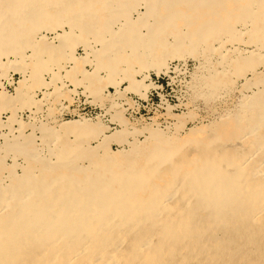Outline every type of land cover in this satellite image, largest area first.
Returning a JSON list of instances; mask_svg holds the SVG:
<instances>
[{
    "label": "bare ground",
    "instance_id": "obj_1",
    "mask_svg": "<svg viewBox=\"0 0 264 264\" xmlns=\"http://www.w3.org/2000/svg\"><path fill=\"white\" fill-rule=\"evenodd\" d=\"M139 1L142 11L133 19L129 0H0V65L24 79L14 95L0 84V110L13 107L29 90V78L51 72L64 54L65 69L78 72L73 63L82 59L93 71L80 69L84 79L67 86L63 80L61 87L84 95L75 84L87 80V95L101 103L102 91L89 89L105 72L115 88L106 95V112L118 110L110 121L119 125L108 135L101 119L63 121L54 105L72 99L50 94L42 117L38 103L20 100L34 120L26 140L21 116L1 134L0 111V264H264V0ZM106 10L110 16L98 28L95 18ZM41 21L51 37L35 32ZM26 24L35 28L26 32ZM245 33L252 35L248 50L237 43ZM78 43L87 57L73 55ZM186 58L200 64L193 93L207 104L243 79L233 111L182 136L124 118L126 93L142 99L156 87L143 69L158 75L168 62ZM129 59L141 66L131 71L142 80L128 71Z\"/></svg>",
    "mask_w": 264,
    "mask_h": 264
},
{
    "label": "rangeland",
    "instance_id": "obj_2",
    "mask_svg": "<svg viewBox=\"0 0 264 264\" xmlns=\"http://www.w3.org/2000/svg\"><path fill=\"white\" fill-rule=\"evenodd\" d=\"M84 1H87V0H84ZM129 1L133 2V4H132V7H133L132 16L133 17L132 18L135 19L137 17V11L138 10L142 11V9L140 7L141 3H140L139 0H129ZM236 1L237 0H226V3H229L230 5L231 4L234 5ZM240 3H241V5H246L247 3H249V0H240ZM235 12H237V11H235ZM110 13L111 12H109L107 10L106 11H101V12L98 13L97 18H95L96 20H100V22L96 24V26L98 28H102L101 26H102V23H103L104 19L106 17L110 16ZM63 24L64 23H62V24L60 23V26L63 25ZM45 26H47V22H45V21L42 22L41 21L39 26H37L38 28L37 27L35 28V26H33L31 24H26L25 30L27 32L28 29L33 30V28H35V32L41 31V33H45L46 35L51 37L52 35H50L49 32L45 31ZM58 29H59L58 30L59 32H63L64 31L63 29H66V28L65 27L63 28L61 26ZM29 38H30V40H33L34 39L33 34H31L29 36ZM238 39H240V37ZM251 39H252L251 33H245L244 35H242V40L237 42V43L238 44L240 43L239 46L241 48H244V49L248 50V48L251 49V46L249 44L250 42H252ZM92 44L93 43H91V45ZM126 44H124V46L127 47L128 44L127 45ZM93 45H95V44H93ZM74 46L76 48L74 47V49H73V55L76 58L87 57L86 52H85L84 47L82 46V44L78 43L77 45H74ZM19 47L21 49H23L22 45H20ZM127 50H128V47H127ZM63 51L67 52L66 49L63 50ZM82 51H84V53H82ZM25 55L30 57L31 55L33 56V53H32L31 50L27 49L26 52H25ZM59 56H61V55L59 54L57 59H59ZM65 58H66V56H64V54H63V57H61V60L60 59L58 60L60 62V64H57V63L54 64L53 63V65H51V67H52L51 72H48V73L46 72V73L40 75L37 78L31 77V78H29V82L25 83V84H27V86L30 87L29 90H28L29 92L26 90L24 92V96H22V98L20 100L25 102V100L27 98L30 101V103H38L37 105L42 111V112L40 111V113H42V114H37L40 117H42V115L44 116V115L47 114V110L49 108L48 106H50V105L47 104L46 99H47V97H48V99H50L49 96L54 95V94L55 95L56 94H61L64 97H66V95L69 94L67 96V98L70 96L69 99H72V101L67 100L69 103L62 104V102L60 100L61 105H62V109L63 108L66 109V108L69 107L67 110H69L71 113H73V114L78 116V117H63L62 115H60L61 111L58 109L59 106L57 107V104H56V105H54L55 111L53 113L55 117H60L63 121L64 120L65 121H68V120L71 121V120H75L76 118H79L80 116H84V115H81L79 113V111L77 112V110H73V108L71 107L73 105L74 101H75V94H77L78 91L74 92V89H73V92H71L72 89H68V88L64 90V88L61 87L62 85H60V82H62L64 80L65 83H66V86H67V84L71 85L68 82L69 79L72 82L75 79L78 81L79 76L81 77V75H82V74H80L81 70L82 71H86V72L87 71L90 72V71H93V66H91L89 64H84L82 62V59H81L79 61H76V63H73V66L76 64V66L79 69L78 72L77 71L74 72L73 69H71V70L69 68L65 69V68H67L69 66V64H67ZM142 58L145 59L144 62L147 61L146 58L148 59V57H146V56H143ZM142 61L143 60H141V62ZM132 62L134 63L135 66L132 65V66H130V68H127L128 71H131V70L139 71V69H141V66L140 65L138 66L135 61H130V59H129L128 64L130 65V63H132ZM30 64H31L30 69L31 68L34 69V65L31 62H30ZM77 64H79V65H77ZM138 64H141V63H138ZM198 64L199 63L196 60H193L191 58H186L185 61H179V60L170 61L167 64L168 65V70L164 69L165 71L163 70L162 73L158 74V75L156 74L155 71H152V70L148 69V72H147V68L143 69V72H145L143 74L148 73V75L150 76L149 80L151 81V83L157 81V77H159V76H161V78H159L160 82H163V79H162L163 75L167 74V76L164 79L166 88L163 91V96L165 97V100L163 101V104H161L159 101H156L154 105H149L147 107V109H146V112H145L146 115L139 116L135 112L132 113V112L126 111V105L127 104H129V105L131 104V102H127V100H129V99L126 96L125 97V103H127L126 105H125V103H123V100L119 101V102L123 103L122 104V108H124V109H122V110H124L123 111L124 118H126L128 120H131V121H136V120L142 121L148 126H152L153 125L152 126L153 128H158L159 127L161 130H164V131H168V130L171 129L170 130L171 132L175 133L178 136H182L184 133H186L188 131L200 129L203 126L208 127L218 118V116L220 114H223L226 111H233L235 109L237 103H238V100L240 98L239 96H241L239 89H240V87L242 86V84L244 82L243 79H240V80H237L236 82H234V84L236 86L233 85V89H232L231 94L229 93L225 97L222 95L221 98H218L216 100H211L207 104L202 99H196V96H194V93H193L194 92L193 88H194V85H195L194 84L195 83L194 75L197 74L198 67L200 65V64L199 65ZM62 65L64 67V71H56V69L62 67ZM0 67H1V70H0V84H2L3 87H5V84H4L3 81H6V82L13 81L12 85H14V90L9 91L8 88H6V87H5V89H6V92L9 95L10 94L14 95L15 92H17V89H16L17 84L19 86L20 85L24 86V79H23V77H22V75L20 73L14 72V70L11 68L12 66L4 65V64L2 65L1 64ZM138 67H140V68H138ZM120 68H122V67H120ZM135 68H137L138 70H136ZM257 69H258V71H260V70H262V67L258 66ZM169 71H171V72H169ZM64 72H66L65 74H67L70 78H68L67 75H64ZM130 73L132 74V76H134L133 78L135 79L136 82L140 81V79L142 80V78H143V74H135L132 71ZM14 74L15 75H19L20 78L18 76H16L15 77V81H14L13 80V75ZM250 74L251 73H249L248 76H250ZM106 75L107 74L105 72H102L101 74L98 75V77H95L94 81L98 80V82H96L93 85V87L90 86V89H89L90 90L89 93L92 90H95V89H98L99 91H102L103 99L101 100V103L105 104V108H104L105 112L108 111L107 109H109L111 107V102L106 96V94H107L106 91H107L108 88L115 89L113 86L109 85V83H108L109 81H108V79H106ZM47 77H50V81H51V79L56 80L55 81V85L56 86L55 85H49L47 87L42 86L43 85V84L41 85L42 81H43L44 84H47V82L49 80V79H47ZM92 77H94V75ZM81 78L84 79L85 77L83 76ZM99 78L101 79V81L99 80ZM115 78H117V80H118L120 78V76H116ZM7 80H10V81H7ZM87 82L88 81L86 80V84H85V82H83V83L75 84V85L79 87L77 89V90H79V92L81 91V92H83V94L85 96L91 97L90 95H87V93H88V91H87L88 90L87 89ZM90 82H91V80H90ZM89 85H90V83H89ZM155 85H156V87H153L152 89L157 88V84H155ZM59 86L61 87V89L59 88ZM127 87H128V83L124 82L120 86V89L123 90V92H121V93H125L126 91H124V90ZM15 89H16V91H15ZM43 89H47V90L50 89V93L48 91L46 93ZM62 89L64 90L63 92H62ZM152 89H150V90H152ZM22 90H24V89H22ZM68 90H70V91H68ZM150 90L148 91V95H149ZM43 91H44V97L43 98H41V97L38 98V93L39 92H43ZM132 92H133V94L139 96V93L136 94L137 92H135V91H129L128 93H126V95L129 94V93H132ZM246 92H248V91H246ZM31 93H32V95H31ZM112 93H113V90L111 91L110 94H107V95L110 96ZM139 97L141 99V96H139ZM91 98H93V97H91ZM95 99L97 100L98 97H95ZM107 99H108V102L106 103ZM142 99H146V98H142ZM20 100L17 103L15 102L13 107L8 108L6 106H2V107H4V110H0L2 112L1 119L3 120L4 126L6 128H4V130L2 131L1 134H3V132H4L5 135L8 134L9 131H10L8 126L11 127V124L13 125L12 127L15 128L17 126L16 125L17 122H15L14 120L17 121V119H19V116H21L22 120L25 121L26 124L28 125V126L26 125V129L24 130L25 131L24 137H26V140H28V138H32V136H33V130L31 129V126H32L31 124L33 123L34 120L28 119L29 116L27 118L25 117V112L26 111L30 112L29 111V107L21 108V105L23 107V103H20ZM60 102L58 103L59 105H60ZM93 103H97V104H99L101 106V103H99V102H95L94 101ZM166 103L169 104V105H165ZM67 104H68V107H67ZM69 104H71V105H69ZM170 106H172V109H171L172 112H168L169 111L168 108ZM12 108H14V109H12ZM65 109H63V110H65ZM73 111H75V112H73ZM116 111H118V110L115 109L113 111H110V115H109V113L106 112L108 115H106L105 117H104L105 112H103L104 114L102 113L103 115L102 114H98V115H96L94 117H88V116H86V117L88 119L94 121V122H96L97 120L101 119V121L104 122V125L109 130L108 131V135H111V134L117 132V130L119 129V125L117 123L110 121L111 115H113ZM22 113H23V115H22ZM5 114H6V118H4ZM58 114L60 116H57ZM169 114H171V115H169ZM174 115H177L176 118H175ZM38 116H36V117H38ZM178 116L180 117L179 119H178ZM40 117H38V118H40ZM181 119H182L183 123L181 121L179 122V120H181ZM178 124H180V126H178ZM29 125H31V126H29ZM177 126L180 127V128L177 129L178 128ZM143 137L145 138V135H139L138 136V138L141 139V140H144ZM91 138H93V137L89 136V139H90L89 140L88 136H87L84 139H88L90 145L94 146L96 144V139L94 140V139H91ZM75 140H76L75 138L72 139L71 137L69 139L70 142H73ZM112 143L110 144L111 150L117 151L120 148L119 144L117 142H112ZM9 154H8L9 156L6 155V159L8 157L10 159L9 158L7 160L5 159V163H7L8 166L13 165V163H11V162H13V156H12L11 153H9ZM22 159H23L22 157H20V159L18 157L17 158V162L22 163V161H23ZM17 172L20 173L21 169L18 168ZM5 175H7V174H5Z\"/></svg>",
    "mask_w": 264,
    "mask_h": 264
},
{
    "label": "built area",
    "instance_id": "obj_3",
    "mask_svg": "<svg viewBox=\"0 0 264 264\" xmlns=\"http://www.w3.org/2000/svg\"><path fill=\"white\" fill-rule=\"evenodd\" d=\"M84 53V51H82ZM171 72V71H169ZM19 75H13V80L15 81V77ZM167 76V74L163 75V82H160L159 78L161 76L157 77V81L154 83L157 84V88L150 90L149 95L146 99H140L139 96L129 93L127 94V98L129 99L128 102H131V105H126V111L128 112H135L139 116L146 115V109L149 105H154L156 101H159L161 104H163V101L165 100V97L163 96V91L166 88L165 87V82L164 79ZM47 79L50 80V77H47ZM153 80V79H152ZM5 84V87L8 88L9 91L14 90V85H10L8 82L3 81ZM159 84V85H158ZM45 92H50V89H43ZM113 90V93L115 92V89L113 88H108L107 89V94H110L111 91ZM106 94V95H107ZM162 94V95H161ZM44 97L43 92L38 93V98ZM94 100L91 97H87L85 95H78L75 96V101L73 105L71 106L73 110L79 111L81 115L88 116V117H94L98 114H102L105 112L104 108H102L99 104L93 103ZM66 101H62V104H65ZM59 106V107H58ZM58 109L61 111V114L63 117H78L77 115L71 113L67 108L65 110L62 109V105L57 104ZM31 113L30 112H25V117L27 118ZM23 115V113H22ZM4 118H6V114L4 115Z\"/></svg>",
    "mask_w": 264,
    "mask_h": 264
}]
</instances>
